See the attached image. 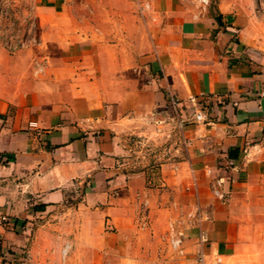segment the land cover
<instances>
[{"label":"crops","instance_id":"1","mask_svg":"<svg viewBox=\"0 0 264 264\" xmlns=\"http://www.w3.org/2000/svg\"><path fill=\"white\" fill-rule=\"evenodd\" d=\"M140 1L34 0L0 44V264H264V0ZM172 96L203 117L154 123Z\"/></svg>","mask_w":264,"mask_h":264},{"label":"rangeland","instance_id":"2","mask_svg":"<svg viewBox=\"0 0 264 264\" xmlns=\"http://www.w3.org/2000/svg\"><path fill=\"white\" fill-rule=\"evenodd\" d=\"M139 3L141 4V9L144 10L146 7V1L141 0L140 2H137V4ZM34 4H36L34 0H0V43L2 37L6 33L13 34L16 37L24 36V29L33 20V13H31L30 10L34 8ZM172 131L176 130L172 129ZM170 138H172V136L169 137V139ZM169 139H166V141H158L155 144L146 139L141 142H131V152L129 155V158L132 160L131 162L138 164L148 163L150 160L159 161L162 153L164 154V152H167V149L169 148L171 143ZM163 242L169 244L166 237L163 238Z\"/></svg>","mask_w":264,"mask_h":264},{"label":"built area","instance_id":"3","mask_svg":"<svg viewBox=\"0 0 264 264\" xmlns=\"http://www.w3.org/2000/svg\"><path fill=\"white\" fill-rule=\"evenodd\" d=\"M201 5H206L208 0H198ZM31 9V13H32ZM1 14V11H0ZM33 19V18H32ZM34 21L32 20L26 28L24 29V36L23 37H16L13 34L6 33L1 40V46L7 50H16L18 48H26L28 46H34L38 43L39 38L34 33ZM41 68H39L40 70ZM201 107V104H200ZM201 109V108H200ZM193 110V109H192ZM189 112V111H188ZM186 113L187 115L183 114L182 105L180 101L175 97L172 96L169 98L166 104V117L159 118L154 121V123L159 125H164L167 123L171 124L172 129L176 131H182V129L191 121V120H199L203 117L201 112L195 114V111H191ZM194 113V114H193ZM12 218L6 214L0 212V227L4 226H11L12 225ZM168 242L175 251L181 253V237L179 234L175 233L171 230L170 235L168 236Z\"/></svg>","mask_w":264,"mask_h":264}]
</instances>
